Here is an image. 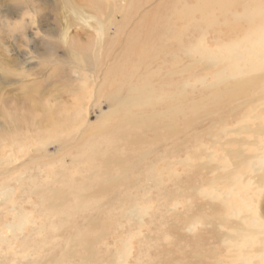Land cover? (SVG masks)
<instances>
[{
    "label": "bare ground",
    "instance_id": "1",
    "mask_svg": "<svg viewBox=\"0 0 264 264\" xmlns=\"http://www.w3.org/2000/svg\"><path fill=\"white\" fill-rule=\"evenodd\" d=\"M153 1L155 0H7L8 14H20L24 9L26 11L22 13L23 18L26 13L34 16L38 14L33 21L38 23L40 30L44 28L41 31L46 47L44 54L55 57L63 44H72L71 54L67 51V56L72 60L70 70L64 72V77L76 84L70 89L73 99L64 101L62 94L57 95L52 90L41 89L37 80L28 81L26 85L23 83L28 109L5 114L4 121L2 120L0 165H5L1 176L6 180L0 183V205H11L5 213L7 218H11L5 217L4 221L0 219V241L7 242L6 247L10 251L14 250L12 239L21 240L30 224H37L36 228H32L40 235L48 227L54 229L53 231L59 229L57 221L39 223L38 219L42 212L47 220L62 213L61 207L68 204V197L59 191L60 188L52 185L64 181V186L71 185L76 180L74 168L79 164L83 165L82 170L78 168L76 173L90 170L92 174L88 178L97 186L92 190L85 183H80V186L71 185V191L79 190L86 199L85 203L89 204L84 209L91 208L93 203L125 186V195L119 198L120 203L111 205V208L119 210L121 218L126 219L124 221L129 222L130 227L116 233L119 238L115 244L113 264H127V259L132 254L133 239L141 234L145 216L151 214L152 205L164 200L167 210L171 206H177L179 198H174L167 192L169 183L179 179L181 175L177 171L178 166H190L196 160L203 159L204 154L209 158V162L194 166L214 171L210 186L201 184L193 190L197 195H204L212 200L221 199L224 211L217 212L215 217L222 224L225 223L222 215H239L234 200L232 197L228 198L230 190L235 189L239 193V185L243 188L253 184L257 188L261 186L255 174L264 171V108L261 109L263 115L252 113L257 111L258 104L264 102V0H159L157 5H152ZM58 11L60 21L64 20L60 32L50 27L59 21ZM135 18H138L136 22ZM17 24L14 21L9 23L12 26L9 27L11 31L3 32L16 38ZM87 24L96 32L94 35L88 34L85 41L68 34L72 26ZM23 27L22 31L19 30L17 42L21 40L20 35H25L28 31L27 24ZM112 27L113 36L110 35ZM25 37L28 38V46L35 42L34 34L32 36L29 33ZM121 42L124 46L116 52L115 49ZM31 53L33 51L25 55L31 57ZM196 67H202L203 70L197 72L194 69ZM6 68L8 67L3 68L4 74L11 73ZM54 70L57 71L58 68ZM22 74L25 76L24 72L18 75ZM192 80L194 81L191 82ZM200 84L204 86L195 90ZM103 98L116 104L117 111L122 107L123 117L117 115L115 127L100 129L84 141L85 153L81 158L87 157V160H80L78 149L74 154L71 171L66 173L63 169L67 164L65 154L61 158L45 159L49 142L69 136L75 129H81L91 103L101 102ZM26 101L23 99L22 103L26 104ZM230 103H236L232 112L245 110L241 113L243 116L237 120V126L232 125L235 131L232 128L226 130V117V120L214 122L211 129H208L207 135L212 139L214 137L209 144L212 150L210 153L202 149L203 144L192 152L189 147V151H185L190 138L196 140L202 135L195 128L196 125L193 126L201 118V112L209 108L222 110ZM133 109L142 110L143 114L138 117L132 112ZM36 115L40 116L37 121ZM250 117L256 118L258 122L248 123ZM6 121H9L8 125ZM219 122L223 125L219 133L221 138L213 131ZM132 124L136 125V134L131 129ZM144 128L145 134L141 135L139 131ZM89 131L90 127L82 132V139ZM233 132H237V135L246 133L250 137L232 140L228 137ZM174 138L176 140L173 145L167 146V142ZM233 143L238 144V148L225 147ZM141 144H148V147L145 152L135 157L136 160L123 155L125 148L126 151H133ZM217 144L220 145V152ZM154 145H161V152L148 157L151 153L149 146ZM166 146L171 148L167 149ZM245 146H249L246 151L251 150V155L244 154L242 147ZM30 151H41L42 155L30 156L28 163L31 166L23 172ZM212 162L215 164L211 165ZM58 166H62L61 175L59 169H56ZM101 170L102 173L99 172ZM11 178L19 183L18 187H11L12 184L6 183ZM85 181L86 179L83 182ZM17 190L25 195L24 202L31 204L33 209L36 208L34 212H29L19 203V207H16ZM154 191L160 196L158 200L153 197ZM239 195L243 198L242 194ZM243 200L244 203L247 201L245 198ZM98 217L96 215L88 222L86 229L79 231L76 240V245L87 253L83 258L85 264L96 262L93 259L94 246L104 239L107 231L111 229L109 227L115 225L116 230H119L125 224L117 220L108 222L107 219H101L102 217L100 220ZM201 220L200 217H192L186 221L187 227L193 230ZM62 225L60 226L63 228ZM3 230L11 231L15 235L10 239L4 236ZM91 231L95 232L94 238L88 239ZM59 235L62 236L61 233ZM229 239L226 246L229 249L235 247L233 250H240L241 246L236 249L240 242H246L248 247L253 245L245 237L240 239L239 235ZM21 241L24 253L28 254L25 257L34 252L39 253L37 250L45 243L42 241V244L36 242L32 245L31 239L24 238ZM230 242L234 244L231 245ZM31 249L34 251L30 252ZM73 253L66 250L59 262L66 264L67 259L73 257ZM0 264L6 262L0 259ZM257 264H261L260 261Z\"/></svg>",
    "mask_w": 264,
    "mask_h": 264
},
{
    "label": "rangeland",
    "instance_id": "2",
    "mask_svg": "<svg viewBox=\"0 0 264 264\" xmlns=\"http://www.w3.org/2000/svg\"><path fill=\"white\" fill-rule=\"evenodd\" d=\"M6 2L7 0H0V70H2L3 72L4 71L3 68L8 67L6 69H10L11 73L4 74V72L2 73L0 71V78L3 79V80L0 79V89H1L0 90V130L3 128L2 127L4 121L3 118L5 114L8 115L11 112H15L16 110L18 111V109L19 111L20 109L21 110L28 109L29 106L25 98V94H24L25 89L23 87L24 85H26V83H28V81L30 82L32 80H37V83H39L41 89H46L47 91L52 90V92L56 93L57 95L58 93L60 95L62 94L63 96L62 99L64 101H68L71 98L73 99V95L71 94L70 89L76 86L75 82H72L69 78L67 79L64 77L65 76L64 72L66 70L68 71L70 70V61L72 60L67 56L68 54L67 51L70 52V50L73 49L72 44H66V43L63 44L55 57L51 58L49 55L44 54L45 51L44 48H46L45 45L43 44L44 35L42 32L44 28L40 30L39 29L40 26L38 25V23L33 21L35 17L36 18L38 17V14L37 16L36 15L34 16L26 13L23 18L22 16L24 14L22 13L25 12L26 9L22 10L20 14L17 13L15 15L14 13L12 15L8 14L7 12L8 5ZM158 3L159 0H155L153 1L152 5L154 4L157 5ZM152 5L149 7V9L152 7ZM58 15L59 16L57 17L59 21H57V23H53L50 27L60 32L64 20L62 22L60 21L59 11H58ZM21 18H23V20ZM118 18L121 17L119 16ZM137 19L138 18H135L134 22H136ZM13 21L18 23L16 26L17 33H15L16 38L10 37L8 34H6L7 31H11L10 30L11 28L9 27L12 26H10L9 23H12ZM91 23L92 22L90 21V25ZM24 24H27V28H28L26 34L29 35L30 33V35L32 34V36L34 34L36 37L35 42H31L30 46L27 45L28 38L25 37L26 34L20 35L21 40L17 42V38L19 37L20 34L19 30L22 31V28H24L23 27ZM57 26H59L58 27L59 30L57 29ZM3 30H5L6 32H3ZM95 32H96L95 29L91 28L89 24H87L85 26L82 25L72 26L68 34L70 35V37L72 35V37L74 36V38L76 37L81 38L82 41L83 40L85 41L88 34L94 35ZM113 34H114V28L112 27L110 30V35L113 36ZM209 40H211V36ZM19 43H22V45L19 46ZM123 46L124 44H122L121 42L118 45V47L115 49V51L119 52ZM31 51H33V53H31L32 55L31 57L25 55L26 53H29ZM17 57L19 58L17 59ZM1 65H3L4 67ZM56 67L58 68L57 71L54 70L56 69ZM194 69L197 72H201L203 70L202 67H196ZM21 72H24L25 76H27V74L30 75H28L27 77H25L24 74H22V76L18 75ZM193 81L194 80H192L191 82ZM203 86H204L203 84H200L199 87L195 88V90H199ZM23 99L24 101H26L25 102L26 104L22 103ZM236 103H230L232 105L229 104L227 105L228 107H225V109L223 108L222 110L209 108L206 111L201 112V118L197 119V121L195 120L196 122L193 123V126L196 125L195 128L198 131H200L201 133L200 132L199 133L202 135L199 136V138H196V140H194L195 138H190L189 141L190 140L191 141L187 143L185 151L186 150L189 151L190 149L192 152L196 148L201 147V145L203 144L202 149H205L206 153H210L212 150L210 149L209 144L212 142L214 137L213 139L210 138V136L207 135V133L211 129V125L214 122L226 120L227 117L228 125L226 127V130L229 128L233 129L232 125L235 124L234 127H236L238 124L237 120L243 116V114L241 113L245 112L244 109H240L238 112H232V110L236 106ZM111 104L113 103H111L105 98L101 99V102H98L96 104L91 103L83 127L78 130L75 129L74 132L69 136H63L61 137V139H52L47 146L45 159L47 158L57 159L58 157L61 158V156L65 154L66 155L65 162L67 164H65L66 168L63 166V169L64 172L66 173L70 172L72 168L71 165L73 164L75 158L74 156V154H76L75 152L78 149H80V152L78 153V156L80 158L81 155L85 153V151H83L84 141L100 129H104V128L108 129L115 127L117 115L123 117V112L121 111L122 107H120V109L117 111L116 104L113 105ZM257 107H258L257 111L253 112L252 115L255 113H258L259 115H263L261 109L264 108V102L258 104ZM132 112L135 113V115H137L138 117H140L143 114V111L142 110L140 111L139 109H133ZM35 118L37 121L40 119V116L36 115ZM184 120L187 119L185 118ZM248 120H249L248 123L250 124H252L253 122H258L256 118H252V117H250ZM6 122L8 125L9 121ZM88 127H90V131L87 134V136L82 139V134ZM131 129L133 133L136 134L137 128L135 124H132ZM221 129H223V125H221L220 122L215 129L213 128V131L218 133L217 135L220 138L222 137L221 134H219L221 133L220 132ZM145 130H146L145 128L141 129L139 131L140 134L144 135ZM233 131L235 130L233 129ZM185 133H187L186 129H185ZM111 134L115 135L114 133ZM249 137L250 135L246 133L237 135V132H233L229 134L228 138L232 140H240V139H248ZM180 138H182V136H180ZM175 140H176L175 138L169 140L167 142L168 144L167 146L169 145L172 146L173 145L172 143H174ZM222 141H225V139H223ZM142 144L136 147L133 146L135 147L133 151H126L125 148L123 155L125 156L127 155L133 160H136L135 157L138 156V154L145 152L146 147H148V144L145 145ZM195 144L198 146H196ZM167 146H166L167 149L171 148ZM188 147L189 149H187ZM225 147L227 149H234V148H238V144L233 143L232 145L229 146L225 145ZM122 148L124 149V147ZM217 148L219 150L220 148L219 144H217ZM247 148H249V146L242 147V150H245L244 154L251 155L252 154L251 150L246 151ZM161 149H162L161 145L149 146V150L151 151L152 154L150 153L148 157H152L158 152H161ZM149 150L147 151L149 152ZM40 154L41 151H36V152L30 151V153L28 152L29 156H27V162L25 161L26 164L25 166H23L22 171L24 172L25 168L31 166L30 163H28V161L31 158L30 156H37V155L41 156L42 154L41 155ZM0 155H1V149H0ZM203 157H204L203 159L196 160L190 166L189 165H186L184 167L178 166L177 171L181 172V175L179 179H175L173 182L169 183V186L167 185L168 186L167 193L173 195L174 198L178 197L179 200L177 201L179 204L177 203L176 207L171 206L170 210H167L164 200L160 201L159 204L155 203L156 205H152L150 211L151 214L147 215V217L145 216V225L141 227V234L136 235L135 237L136 239L134 238L133 239L134 241L132 240L133 241L132 243H134L132 244L133 256L131 254L130 255L131 257L130 256L128 257V259L129 258L130 259L129 260L127 259V264H253V263L257 264L258 261H260L261 264H264V171H259L258 173L255 174L256 178L259 180V183L261 185V186L259 185L260 186L259 188H257L258 186L254 184L253 186L248 185L247 188H243L242 185H239L240 186L239 193L242 194V197L245 198V200H247L245 203L243 198H241V196L239 195L238 192L235 191V189L229 191L230 194L228 195V198L232 197V199L234 200V205L236 207V210L239 212V215H235L231 217H226L225 215H222V218L225 219V223L222 224L221 221H219V219H216L215 217V214L217 212L224 211V209L222 208V203L220 201L221 199L212 200L209 199L208 197H204V195H199V194L197 195L196 192H194L193 190L194 187L199 186L201 184L209 187L211 183L210 178L214 177V171H211V169L206 167L199 168L194 166L196 164L209 162V158L206 157L205 154L203 155ZM80 160L86 161L87 157L81 158ZM68 164L70 166H68ZM210 164L214 165L215 163L212 162ZM81 165L82 164H79L77 168H74L76 180L71 182L70 184L75 186H80L82 183H85L84 185H86L89 189L92 190L96 189L97 187L96 184L93 183L90 178H88L92 174L90 170L84 172L82 171L81 174H79L81 171L76 173L78 168H81L82 170L83 165L82 166ZM4 166L5 165L2 166L0 165V183L6 180L1 176ZM56 169H59L58 170L60 171L59 175H61L62 166H58L56 167ZM99 172L102 173L103 170ZM82 176H85V178H82ZM85 179L86 181L83 182ZM102 180H104V177H102ZM6 183H8V185L12 184L13 186L11 187H15L16 185H17L16 187L19 186V183L13 180L12 178L9 182L6 181ZM62 183L59 182L52 186H55V188H60L59 191L62 193L64 192V194L67 195L68 198L66 199L67 201H69L68 204H65L64 207H61L62 213L61 214L58 213L56 216H54V218H50L47 220L44 216V212H42L40 218L38 219L39 223L49 222L50 220H54L55 222L57 221V225H58L57 228L59 229L57 231H53L54 229L48 227V230H46L44 234L40 235L37 233L36 230L34 231L33 229L37 227V224L28 225L27 226L28 229L25 231L24 235L22 234L23 237H21V240L23 238L31 239L30 243L32 245L35 244L36 242H39L40 244L45 242L44 243L45 245L44 244L40 245L42 246V248L37 250V252L39 251V253L34 252V254L31 253L29 256L26 257H25L26 253H24L25 250H23V247L20 245V242L21 243L23 242L21 240L12 239L13 235L15 234H12L11 231L8 232L6 230H3L4 236H7L14 241L13 251L12 249L10 251L9 250L10 248L6 247L8 246L7 242L0 241V259L6 262V264H52V263L61 264L60 257H62L63 253L66 250H71V252H74L73 257L71 259H67L66 264H76V263L85 264L83 262V258L87 256V253L82 247L81 250L80 246L76 245L77 244L76 240L79 237L78 236L79 231L86 229L85 227L88 226V222L96 215L97 217L100 215L98 217L99 219L100 217H102L101 219L103 220L107 219L108 222H110L109 220L112 221L117 220V221L125 222L124 227L120 228L119 230H116L117 228L115 225L110 226L109 228L111 229L107 231L106 234L107 237L105 236L101 242H99L94 246L93 259L97 262V263L95 262L94 264H110V263L113 264L112 261L115 260L114 254L116 252L115 244L119 238V235L116 233H118V231L122 232V230L124 231L125 229L127 230V227L128 228L130 227L129 226L130 223L124 221L126 219L121 218L119 214V210H116L117 211L116 212L115 210H112L113 207L111 208V205H115V204L118 205L120 203L119 198L125 195L124 193L125 186L118 188L117 190H114V192H111L108 196H105L104 198L100 199L98 202L93 203L91 205V208L84 209L85 207H89V204L85 203L86 199L84 198V195L79 190L77 191L72 190L73 191L72 192L71 189H73V187L71 188V185L64 186ZM20 193L21 190L20 191L17 190V195L15 196V198L17 200L18 206L16 207L18 208L19 204H22V206H24L29 212L30 211L34 212L36 208L33 209V206L31 204H27L26 202H24L25 195H21L22 193L21 194ZM153 195L155 200H158V198L160 197L158 192L156 191L153 192ZM186 198L189 199L186 200ZM77 205H79V208H76ZM9 206L11 205L10 204L4 206L0 205V219L2 221H4L7 218L5 216L6 215L5 213L8 209L7 207ZM37 208H39V206ZM108 209L110 210L108 211ZM195 216L200 217L202 220L201 222H199V224L195 229L190 230L187 227L186 221ZM58 217L60 219H58ZM9 218H11V216H9L7 219ZM60 225H62L63 228ZM1 228L2 226L0 227V229ZM60 233L62 236L59 235ZM71 234H72V238H71ZM50 235L52 237H50ZM94 235L95 232L91 231V233L88 235V239H93ZM235 235H239L240 239L245 237V240L248 242L250 241L251 243H253V245L248 247L246 246V242L244 243L240 242L238 248L236 247V249H239V247L241 246L240 250H233L235 249V247L233 249L226 248L227 243H229L228 241L230 240L229 238H234ZM72 240L74 241L73 243L71 242ZM3 243H5V245ZM56 243L57 245H54ZM230 243L231 245L234 244V242H230ZM72 244H74V246ZM18 250L21 251L22 254H20ZM31 251L32 249L30 250V252ZM9 258H12L10 259L11 261H9ZM35 259L36 261H34ZM8 261L12 263H9Z\"/></svg>",
    "mask_w": 264,
    "mask_h": 264
}]
</instances>
